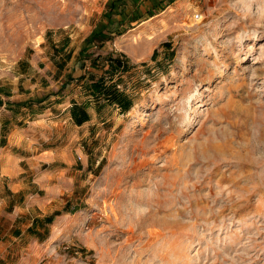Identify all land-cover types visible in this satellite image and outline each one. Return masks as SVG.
I'll return each instance as SVG.
<instances>
[{
  "label": "rangeland",
  "instance_id": "rangeland-1",
  "mask_svg": "<svg viewBox=\"0 0 264 264\" xmlns=\"http://www.w3.org/2000/svg\"><path fill=\"white\" fill-rule=\"evenodd\" d=\"M55 58L128 110L76 144L52 235L0 264H264V0H0V110L56 95Z\"/></svg>",
  "mask_w": 264,
  "mask_h": 264
},
{
  "label": "crops",
  "instance_id": "crops-1",
  "mask_svg": "<svg viewBox=\"0 0 264 264\" xmlns=\"http://www.w3.org/2000/svg\"><path fill=\"white\" fill-rule=\"evenodd\" d=\"M69 64L55 58V72L47 67L52 78H40L48 87L59 84L56 95L40 99L38 107L0 110V259L11 253L14 243L37 244L52 235L59 214H67L70 205L74 165H91V157L82 152L76 159V144L89 143L85 137L99 131L96 120L103 121L108 109L127 112L116 80L101 76L67 82L62 74ZM24 110L28 115L19 117ZM39 144L47 145L41 153ZM40 159L54 166L53 171L39 172Z\"/></svg>",
  "mask_w": 264,
  "mask_h": 264
},
{
  "label": "trees",
  "instance_id": "trees-1",
  "mask_svg": "<svg viewBox=\"0 0 264 264\" xmlns=\"http://www.w3.org/2000/svg\"><path fill=\"white\" fill-rule=\"evenodd\" d=\"M117 61V60H116ZM122 68L124 69V67L122 66ZM121 99H122V102H123V106L125 107V108H127L126 110H128V102H127V97L122 93V95H121ZM120 98H114V102L115 103H117V104H119L120 102Z\"/></svg>",
  "mask_w": 264,
  "mask_h": 264
},
{
  "label": "built area",
  "instance_id": "built-area-1",
  "mask_svg": "<svg viewBox=\"0 0 264 264\" xmlns=\"http://www.w3.org/2000/svg\"><path fill=\"white\" fill-rule=\"evenodd\" d=\"M200 17V14H196V18L198 19Z\"/></svg>",
  "mask_w": 264,
  "mask_h": 264
}]
</instances>
